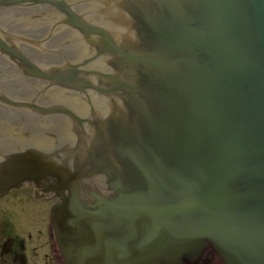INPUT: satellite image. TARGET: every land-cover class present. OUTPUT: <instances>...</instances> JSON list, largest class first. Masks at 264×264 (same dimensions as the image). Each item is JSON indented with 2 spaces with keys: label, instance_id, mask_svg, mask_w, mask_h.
<instances>
[{
  "label": "water",
  "instance_id": "water-1",
  "mask_svg": "<svg viewBox=\"0 0 264 264\" xmlns=\"http://www.w3.org/2000/svg\"><path fill=\"white\" fill-rule=\"evenodd\" d=\"M32 1L67 11L62 22L70 15L69 24L99 51L108 71H96L102 87L92 88L113 112L105 119L100 111L84 127L68 108L0 95L41 118H73L55 115L60 134H51L48 147L0 165V193L26 180L38 195L59 199L52 225L66 264H197L207 248L226 264H264V0H108L99 13L119 17L107 23L111 30L83 22L61 0ZM92 1L76 2L85 11ZM50 37L36 42L54 44ZM13 44L0 38L1 52L22 71L60 84L48 100L63 94L86 112V94L64 86H88L84 76L94 71L50 74ZM7 111L31 116V128L47 135L38 117ZM6 114L1 110L0 123Z\"/></svg>",
  "mask_w": 264,
  "mask_h": 264
},
{
  "label": "flooded vegetation",
  "instance_id": "flooded-vegetation-1",
  "mask_svg": "<svg viewBox=\"0 0 264 264\" xmlns=\"http://www.w3.org/2000/svg\"><path fill=\"white\" fill-rule=\"evenodd\" d=\"M70 1L77 3L76 1L78 0ZM92 2L89 6H91ZM78 5L81 7L82 4ZM52 10L53 8L50 6L34 5L2 7L0 8V28L6 31L8 30L13 34L27 35L28 38L31 36L37 40H42L46 36H51L50 39L53 38L55 43H42L39 46L40 48L29 47L28 45L25 46V43L22 44L26 54L35 60L41 61L43 64L54 63L47 60L48 56L62 57V60L57 63H64L66 56L69 60H80L84 58V39L78 31L68 27H58L54 30L49 28L50 22L55 18ZM44 12H46V14H44ZM36 20H42L45 24H48L29 25L30 22ZM12 23L19 24V27L14 29V27L10 26ZM58 46L60 49H58ZM33 50H35L38 55L32 54L31 51ZM58 51L62 53L60 54ZM0 58L4 60L3 62L0 61L2 64L0 68V86L5 93L11 97H29L31 101L35 95H38V101L40 103L51 104V102L58 100L65 101L70 105H77L76 101H69L68 98H64L63 94L55 99L48 100L50 97H47V93L53 88H56L55 86H49L48 89H46L49 85L47 81L29 78L18 73L19 70L14 61L5 57L1 53V50ZM16 72L22 81H17L15 79L14 75H16ZM20 89H26L24 95L12 94ZM66 91L70 90L66 89ZM73 93L76 94V92ZM44 94L46 97L43 96ZM97 96L101 95L98 94ZM93 98L97 97L93 95ZM99 102L104 103L103 97L100 98ZM92 105L100 111L105 110V108L94 104V102ZM8 109L10 108L0 103V112L1 110H6V116H8L7 118H4V115L1 117L0 125L2 131L0 133V138H2V145H0V163L6 162L12 154L31 149L35 150L38 145L45 148L48 146V139L45 141L46 135L37 133L38 130L31 128V117L16 119L8 113ZM75 109L78 110L77 108ZM91 109L92 108L89 106V111L87 109L85 113L78 112L82 117L88 120L94 115ZM39 122L43 124L45 126L44 128L49 132L59 130L56 125L59 124L60 121L58 120L56 122V118L46 117L45 119H39ZM50 122L53 124L50 128H47ZM53 126L54 128L51 129ZM42 195L46 194L41 192L39 193L40 198H37V187L35 182H28L26 180L20 182L17 187L10 188V190L4 194L0 193V264H66L54 235L50 213L45 215L43 219L37 218L35 214L23 215L18 211H15L18 215L16 216L10 207V204H12V206L22 204L23 207L31 206V208H35L36 203L44 202H51L52 207L54 201L48 200V197ZM18 199L27 200V202L7 203L8 200L15 202ZM206 258H209L208 261L210 263L202 262L201 264H224L211 250L207 253Z\"/></svg>",
  "mask_w": 264,
  "mask_h": 264
},
{
  "label": "rangeland",
  "instance_id": "rangeland-1",
  "mask_svg": "<svg viewBox=\"0 0 264 264\" xmlns=\"http://www.w3.org/2000/svg\"><path fill=\"white\" fill-rule=\"evenodd\" d=\"M16 202H27V200H20L18 199L17 201L15 202H11V201H7V203H16ZM36 207L35 208H31V206H28V207H23L22 204L20 205H15V206H12V204H10V207L11 209L14 211H18L20 212L21 214H35L37 218H45V215H48V213H50V208H51V202H44V203H36L35 205ZM15 207V209H14ZM12 211V213H13ZM16 214V213H15ZM16 216H18L16 214Z\"/></svg>",
  "mask_w": 264,
  "mask_h": 264
}]
</instances>
